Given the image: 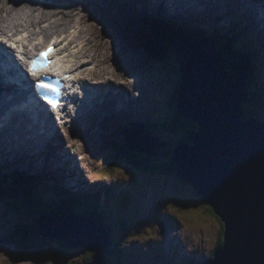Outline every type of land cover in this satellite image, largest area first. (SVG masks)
<instances>
[{
	"label": "rangeland",
	"instance_id": "1",
	"mask_svg": "<svg viewBox=\"0 0 264 264\" xmlns=\"http://www.w3.org/2000/svg\"><path fill=\"white\" fill-rule=\"evenodd\" d=\"M9 1L11 2L8 5L11 14L20 21L30 17V14L35 11L48 12L52 10L51 5L56 4L57 6L55 7L57 8L62 7L68 2V0H48V3L44 2L46 0H37V2L35 0ZM113 1L90 0L91 13L95 12L96 14L97 25L95 18L92 20L91 25L94 27L96 25V30L94 29L93 34L97 40L99 39V34H103L102 31L109 33L112 29L110 25L105 24L101 13L95 11L94 8H104L111 5ZM115 1L114 5L117 11L121 10L122 5H125L127 8L134 5L139 9L143 6L149 7L150 2V0ZM196 1L194 0V5L191 6L199 8V5L197 6V3H195ZM31 3H34L35 6L37 5L32 11L27 9L28 6L23 7ZM160 4L163 3L161 2ZM176 7H182L187 11H191L185 4L178 3ZM159 8H164V4ZM116 10L114 11L115 13ZM114 12L111 15L112 17H115ZM201 12L202 10L194 14L197 21L204 23V21L198 19ZM69 18L71 19L69 20ZM67 19V24L64 27L68 28V26L79 25L78 19L74 20L72 17H68ZM86 19H82L80 23L87 25ZM13 26L6 27L4 31ZM66 28H63V30ZM72 32H79L78 26H74ZM59 33L62 32L60 30L57 33L53 32L46 38L40 35L37 41H50L53 38L52 35ZM110 37L117 44H115L116 48L109 47L108 44L111 43V38H109L108 43L104 41L102 47L99 49L95 48L98 43L96 39L95 41L91 39L90 42L92 43L86 44L84 48H79L80 51L77 49L81 58L91 59L89 64L86 65L90 69L84 72L86 76L82 75L83 79L87 81L92 80L95 83L101 78H105L111 83H116L115 87L119 84L131 89L130 80L137 78L139 81L134 85L133 95L120 98V102H123L124 105H126L124 99H129L132 102L130 108L131 117L134 118L133 108H138L141 111L143 117L146 118L145 121H151L152 112H156V117L171 115L170 106L173 101L176 85H178L177 82L174 83L175 76H177L176 71L168 70L167 74H165L164 70H159L157 72L159 79L152 81V78L156 77L154 73L158 68L164 69L168 67L175 69L178 66L179 58L173 53V50L176 48L174 46L169 47L170 52L165 61L152 62L142 60L133 55L126 46V39L120 40V37L115 36L113 32H111ZM123 49L128 51L131 61L125 56ZM110 59H114V64H112L114 66L106 63ZM150 62L153 63V66H148ZM261 71L263 75L259 76L256 73V76L258 90L261 91L262 96L259 99L255 96V100L253 99L250 104L245 103L244 108H246L245 110L249 108L253 109L260 119H264V67ZM172 85L173 87H171ZM252 89H255V87L253 86ZM104 97H107L106 94H103L100 99L96 100L93 96L94 101L90 104H95V102L100 103ZM107 100L104 106L98 105L99 111L97 114L100 117L96 116L94 119H91L86 115L87 117L83 121V129L79 131V134L76 130L69 131V129L60 128L61 131H57L58 143L56 149L51 151V149L45 148L42 156H35V152L34 154L30 153L29 148L22 151L15 150L14 152L11 150L9 153L4 148H1L0 156L10 155L7 156L9 159L8 168H0V172L2 173V171H8L13 168L16 169V167H21L25 170L39 169L47 164L46 167L49 168H54V166H57V168L61 167L64 175L69 171L70 177L74 181L73 184L76 186L64 184L73 189L78 188L80 192L87 189H90L91 192H99L107 187V204L104 206L108 211V222L114 227L111 231L112 242L110 249L112 253H109V261L114 262V264H165L173 254L176 256L171 261L172 264H185L187 257L198 261L202 260L216 248L221 237V230L224 229L222 220L214 212L208 211L210 209L209 205L203 197L198 195L195 190H191L188 187L190 185L179 179L177 175L144 173L131 166L120 165L114 167V165L109 164L113 160L115 150L112 149L108 139L113 138L116 142L123 143L121 141V131L119 130L120 125L117 123L123 111L120 110L118 116H116V113L112 116V122L114 123L111 128H103L104 123L110 120L109 116L106 117L101 114L107 108L108 102H110ZM162 101H164V105H162ZM143 106H145L146 110L143 109ZM162 108H166V110ZM91 111L93 110H89V112ZM86 112L88 113V111ZM163 122H165V119ZM85 135L87 136L86 138H84ZM69 137H73L75 140L74 144L68 141ZM181 141L191 143L186 132H164L159 137L161 145H158L156 148L158 155L153 161L157 160L156 164H164L167 161L169 150L174 149V146ZM6 143L8 145V142ZM62 146H64V149L70 150L72 156L75 155L74 157L79 161L88 155V163L84 164L80 161V166L85 175V177L83 176L84 178L79 175L74 167L67 166L68 170H66L64 168L65 165L62 163L64 161L58 160L55 157V151ZM79 148H82L87 155L83 154ZM21 155H25L26 158L21 159ZM30 156L35 157V161ZM1 162L3 161L0 159ZM16 171L21 173L18 169ZM43 194L46 193L42 192L41 196ZM49 194L48 192L46 195ZM92 195L94 196L95 194ZM46 199L51 203L53 201L49 197ZM102 200L103 198L101 197V202ZM7 204H11L9 199L3 202L0 198V264H88L90 252H86L82 248L69 247L58 239H45L38 232L32 237L34 239V246L31 248V251L25 254H22L21 249L16 245L3 243L8 232L14 229L16 224L26 223L35 225L34 218L38 217L37 214L29 212L28 209L30 208L21 204V202H19V206L21 205L19 209L9 208ZM83 205L80 207L79 213L90 211L89 209H84L86 208V204ZM44 207H47L45 201ZM163 217L167 218L169 223L165 231L159 234L160 228L158 222ZM105 223L108 224L107 221ZM121 241H124L125 244H120ZM118 249L122 251L121 260H118L116 257Z\"/></svg>",
	"mask_w": 264,
	"mask_h": 264
},
{
	"label": "water",
	"instance_id": "2",
	"mask_svg": "<svg viewBox=\"0 0 264 264\" xmlns=\"http://www.w3.org/2000/svg\"><path fill=\"white\" fill-rule=\"evenodd\" d=\"M179 39L180 64L175 69L167 67L180 74L173 104L197 129L189 133L191 143H179L170 160L226 229L224 246L204 264H264V119H243L244 104L250 99L246 80L229 71L228 58L214 36ZM129 47L142 60L162 62L168 57H153V46L130 43ZM126 56L131 59L128 51ZM126 142L136 152L158 155L153 137L128 136ZM34 222L45 239L94 252L90 264H107L105 254L111 242L103 221L90 215L69 218L46 213ZM161 227L163 232L164 223Z\"/></svg>",
	"mask_w": 264,
	"mask_h": 264
},
{
	"label": "bare ground",
	"instance_id": "3",
	"mask_svg": "<svg viewBox=\"0 0 264 264\" xmlns=\"http://www.w3.org/2000/svg\"><path fill=\"white\" fill-rule=\"evenodd\" d=\"M35 2H37V0H35ZM44 2L48 3V0H46ZM161 2L163 4H165V2L167 3L166 9H174L176 7V4L183 3L187 7H189L194 13H198L202 10L201 15L198 18H199V20L204 21L203 28L205 29V31L207 33H209V27L218 25V23H217L218 21H221V22L227 21L233 15L232 11H234V10H242V11L246 12V14H248V15L251 14L252 16L255 17V20L258 22V24L264 27V0H209V2L203 3L202 8L192 7L190 0H150L149 7L150 8L151 7L156 8L154 6L160 7L163 5V4H160ZM89 3H90V0H68L67 4L63 5L62 7L56 8L55 6H57V5L53 4L50 6L52 8L51 11H48V12H44V11L36 12L35 11V12L30 14V17L24 18L23 20L20 21L18 18L13 16L10 12L8 5L11 4V2L9 0H0V34H5L8 37H13V36H15V34L17 32H26V34L30 38V40H35V39H38V37L40 35L44 36L46 38L49 36V34H51L53 32L57 33L59 30L63 33H66L67 37L71 38V40L68 43V46L73 48V50H75V52H72V54H71V56H72L71 61L73 62V64H72L73 66L71 67L72 71L74 72V75L77 78L84 80L82 75L86 76L84 74V72L86 70L90 69V67H86V65L89 64L91 59L81 58L79 51L81 48H84V46L86 44L87 45L91 44L92 43V42H90L91 39H92V41H95V39L97 40V38H94V34H93V31H94V29L96 30V25H97V20H96V16H95L96 14H95V12L91 13L92 10L90 9ZM36 6L34 3H31V4L23 6V7H27V9L32 11V9H34ZM150 8L143 9V11H141V13H136L135 22H137V24L140 23V17H142L144 14L147 15V14L152 13V10ZM94 10L101 12V8H98V7H95ZM157 11H159V10H157ZM68 17H72V18H74V20L78 19L79 25L68 26V28L64 27V25L67 24L66 19ZM84 18H87L86 19L87 25L80 23V21ZM94 18H95V23H96L95 27L93 25H91V22ZM70 19L71 18H69V20ZM131 22H133V21H131ZM10 25H14V26L12 28L8 29L7 31H4L5 28L9 27ZM74 26H78L79 32H77V33L72 32V28ZM63 28H66V29L63 30ZM160 28H162V27H160ZM235 28H236L237 34L242 39L244 37V32H245V28L243 26V23L239 20L235 21ZM102 32H103L102 35L99 34V39L97 40L98 43L96 44V47H95L96 49H99L100 47H102L104 41H106L108 43L109 38H111L110 37L111 32H109V33H106V31H102ZM260 34L264 36L263 33L259 32L257 30H256V32H250L249 33V38H250L252 47L251 48L249 47V53L248 54L253 55V56L258 55V46H259L258 43H259V40L262 39V36ZM204 35L206 37H213L214 36V39H215V35H213V34L211 35L209 33V34H204ZM183 37L190 38V34H188L187 36H183ZM179 38H181V37H179ZM61 42L62 41H60V43ZM25 44L28 45V42L25 41ZM39 44L40 43L37 42L35 44L34 48H38ZM115 44L116 43L111 38V43L108 44L109 47H111V48L115 47L116 48ZM178 46H179V43L177 42L176 51L179 54V47ZM260 46L263 47V43L261 41H260ZM77 49H79V51H77ZM217 50L222 52L220 49H217ZM223 53L227 56L225 51H223ZM64 55L65 54H62L60 56V58H62ZM3 57H4V55H3ZM4 58L7 59L8 55L5 56ZM227 58H228V56H227ZM254 59L256 60L257 58H254ZM258 60H259V57H258ZM227 61H228V59H227ZM106 63L108 65H112V64H114V59H110ZM11 65L14 67L15 61L14 62L11 61ZM226 65L228 66L227 62H226ZM112 66H114V65H112ZM263 67H264V65L260 62L258 69H257V74L259 76L263 75V72L261 71ZM3 78H4V76L2 75L1 70H0V84L3 81ZM137 81H139L137 78H133L132 80H130V85H132V88L128 89V87L126 88V87L119 85V84L116 85V87L114 85H110L111 82L105 78H101L99 81H97L95 83L92 80H88V81L86 80V82L88 83V87H89V93H91V92H94V93L91 96V98L89 96V99H91L90 102H87V98H85L86 102L84 104H81V107L79 109V111H80L79 114L81 116L79 117V119H77L75 121V123L68 125L69 131L76 130L79 134L80 133L79 131L81 129H83V125H82L83 119H84V117H86V114H85V113H87L86 111H88V113H89L88 107L90 106V103L94 101L93 96L97 100V99H100L103 94H106L107 97H104L103 101H101L99 103V105L104 106L106 104V100L108 99L110 102H108L107 107H109L112 110V107L117 105L118 101L120 103V100H119L120 98H125V97H129V96L133 95L132 92L134 89V85H136ZM13 91H15V90L13 89ZM114 93H115V97H114ZM125 93H127V94H125ZM35 96L36 95L34 94V97ZM11 99L12 98H6L5 92H2L0 89V123L3 124L5 122L7 125H9L11 123L14 126L13 128H10V129L0 128V149L4 148L7 151V153H9L11 150H12V152H14L15 150H17V151L21 150L22 151L25 149L28 150V148H29L31 153L34 154V152H35V154H34L35 156H42L44 151H45V148L47 147V141L51 143V140H52L50 138L52 133L50 134V131L48 128L50 126H47L46 123H44L42 126H40V128H41L40 135L41 136H39L38 142L36 140L28 138L29 133L27 130H25V127L23 126V124L17 125L15 118H12V120L9 123L10 116L6 115L5 111L8 110L10 104L12 103ZM40 103H41V101H40V94H39V96L36 98L35 105L36 106L40 105ZM124 103H126V102H124ZM87 105H88V107H87ZM115 113H116V110H114L113 115ZM82 114H84V115H82ZM2 115H6V116L1 117ZM142 116H143V114H142ZM44 121L47 122V119H44ZM33 127H34V129H36L39 126L34 125ZM139 131L137 129V132H139ZM51 132H54V129H52ZM146 134H148V133L146 132ZM86 137L87 136L85 135L84 138H86ZM82 140H84V139H82ZM68 141L72 142V143L75 142L73 137H69ZM6 142H8V145H10V146H8ZM79 149L83 154H86L82 148H79ZM52 150H55V148ZM55 152H56L55 157L58 160L64 161L62 163L65 165L64 168L66 170H68L67 166L74 167L78 171L79 175L82 178L85 177V175L82 171V167L80 166L81 165L80 161H82L84 164L88 163L89 157L87 154H86L87 155L86 158H81L79 161L74 157L75 155L72 156V152L70 150L64 149V146H62L61 148H59ZM64 157H67L68 159L64 158ZM56 162H58V161H56ZM54 168L57 169L63 175L64 183H67V185L72 184L73 186H75L73 184L71 177H70L69 171L67 172V174L65 173V175H64V173H62L61 167L57 168V166L56 167L54 166ZM68 176H69V178H67ZM22 180H23V178H22ZM52 182L54 183V179L52 180ZM56 188L58 190L61 189V186L59 183L56 185ZM49 189H48V192L50 194L46 195V197H49L51 200H53V197H54L55 200H57V197L54 195L53 192H50ZM71 189H73V188H71ZM82 192L87 194L86 191H82ZM63 195L61 192V198L66 199L67 195H66L65 191H64ZM44 208L48 209V207H44ZM79 215H80V213H79ZM63 217H65V216H63ZM107 223L109 224L108 221H107ZM108 224H107V226L109 228V231L111 232L113 229ZM107 253H108V251L105 254V261L107 264H112V262L109 261V257L107 258ZM109 253L111 254L112 252L110 251Z\"/></svg>",
	"mask_w": 264,
	"mask_h": 264
},
{
	"label": "trees",
	"instance_id": "4",
	"mask_svg": "<svg viewBox=\"0 0 264 264\" xmlns=\"http://www.w3.org/2000/svg\"><path fill=\"white\" fill-rule=\"evenodd\" d=\"M132 21L133 22L129 21L128 24L123 27L126 33L133 32V34L130 36L132 38V45L135 44L136 46H143L146 48H150L152 46L155 47L156 50L153 52V57H155L156 59H162L163 57H165L168 54V46L177 44L179 37L191 34L193 29L198 30L199 28H202V26H196L195 23L197 22L192 21L191 19L190 21L179 19L173 22L169 19H164L160 15L152 13L147 15L144 14L142 17H140L139 24L135 22V19ZM209 33L211 35H215L217 44L228 55L227 64L228 69L232 73V75L238 76L244 74L249 85H253L256 88L251 90L250 92V101L252 102L255 96L257 97V99H259L262 96V93L258 90V80L254 76L255 72L257 73L258 65L256 63V60L254 59L255 56L248 54L249 47L251 48L252 44L248 41L242 40L234 30L233 25H231L228 30L221 25L211 26L209 27ZM152 35L160 36V38H154L152 37ZM174 107H176V104H173V108ZM154 116L156 117V115ZM251 116H256V112L253 109L249 108L246 111L245 117L247 118ZM164 119L165 122H163ZM125 126L126 127H124V125L119 126L121 129L119 130L123 135L126 136L132 133L146 134L147 132L148 134H150V132H152L161 137L164 132L174 133L178 131L188 132L190 130H193L194 123L180 117L175 112L173 115H169L166 117H151V121H149L148 123L138 121L137 123H130L129 125ZM136 128L138 129V131H140L137 132ZM111 143H114L116 145V142L112 141ZM117 144L119 145V147L115 146V154L113 156V160L109 163L110 165H114L115 167L118 163H124L147 173H160L162 175L177 173L179 179L183 178L182 181L187 183L181 169L174 162H172L169 157L167 158V161L164 162V164H156L155 162L157 160L153 161V159H148L145 154L131 150L127 145H125V143ZM41 178L42 177L39 174L31 176L27 173L19 172L13 173V175L11 173L0 174V194L8 193L12 195L16 200V202L12 205H18L16 208L14 207L15 209L21 208V205L19 206V202H21V204H24L25 206L30 208L28 209L29 212L37 215H41V213L45 212H51L56 215L72 218L78 215L79 210L81 209L80 207L84 206L83 204H86V208L84 209H89L90 211L82 212L80 213V216L81 214H91L102 220L109 216L108 211L105 209L107 202L105 204L103 200L102 203H99L100 199H94L98 194H95L96 196L94 197H92L91 193H87L83 196L81 194H73V197L67 196V198L64 199L61 198V192L62 195L64 194V190H62L61 188L59 189L61 192H54L57 200H55V198L53 197L52 203L46 199L47 193L43 194L42 196H38L39 191L36 185L41 182ZM31 194H33L35 197L33 198ZM66 195L68 194L66 193ZM105 197L107 198V194ZM14 198L12 199V202ZM44 201L48 209L44 208ZM192 207H194V205H192ZM209 208L210 209L208 211L214 212L211 206H209ZM108 225L112 229L114 228L111 224ZM126 228L128 229L127 226ZM37 232L38 230L35 225L19 223L16 224L14 229H12L6 235L3 243H6L7 245H16L21 249V253L25 254L31 251V248L34 246V239L32 237H34ZM122 242L124 241H121L120 244H123ZM219 244L222 243L220 242ZM109 255L110 254L107 253V258L109 257ZM116 257L118 260H121L122 251L120 249H118Z\"/></svg>",
	"mask_w": 264,
	"mask_h": 264
},
{
	"label": "clouds",
	"instance_id": "5",
	"mask_svg": "<svg viewBox=\"0 0 264 264\" xmlns=\"http://www.w3.org/2000/svg\"><path fill=\"white\" fill-rule=\"evenodd\" d=\"M130 1V0H129ZM116 3V1L114 0L113 2H112V5L113 6H115L114 4ZM123 10H126V13H127V15L128 16H130V17H132V15H134L133 14V12H132V10L134 11V12H136V13H141V11H143V9L144 8H138L137 6H134V5H132L130 8H127L125 5H122V7H121ZM147 8H149V7H147ZM152 14H156V15H160L161 16V13H160V11H154V10H152ZM136 15H134V17H135ZM162 17H164V16H162ZM165 19H169L170 21H172V18L171 17H164ZM130 19V21H132V19L131 18H129ZM122 31H124V29H123V27H119ZM53 37L55 36V34L54 35H52ZM120 40H122V38L120 37ZM39 42V41H38ZM41 42H43V43H45V42H48V41H41ZM130 43L132 44V42H130V41H128V40H126V46H127V48L128 49H130V47H129V45H130ZM169 47L170 46H168V54H169V52H170V50H169ZM125 52L127 51V50H125V49H123ZM174 53V52H173ZM168 54H167V56H168ZM175 54V53H174ZM125 56H126V53H125ZM127 57V56H126ZM0 60H1V62H2V56L0 55ZM128 58V57H127ZM63 59H65V58H63ZM62 59V60H63ZM130 59V58H129ZM130 61H131V59H130ZM180 61H181V59L179 58V63H178V66H179V64H180ZM7 65H8V62H7ZM6 65V70H5V76H10L11 78H13V76L15 75V73H14V71L13 70H11V69H9L8 68V66ZM61 66L60 67H62L61 68V70H68V71H70L69 69H66V68H64V66H63V64L61 63L60 64ZM148 66H153V64H148ZM166 69H167V71L168 70H170V69H168L167 67L166 68H164V69H162V68H158L157 70H156V72L154 73V74H156V77L159 79V77L157 76V72L159 71V70H164V72H165V74H167V72H166ZM71 75H72V72H71ZM74 75V74H73ZM176 75L177 76H175V80H174V83L175 82H177V84L179 83V80H180V74H179V72H176ZM76 77V76H75ZM77 78V77H76ZM4 80V79H3ZM5 81V80H4ZM3 82V81H2ZM19 82V81H18ZM20 83V82H19ZM116 84V83H115ZM174 85V84H173ZM173 85L171 86V87H173ZM177 87H178V85H176ZM176 87V88H177ZM0 89H1V91L2 92H5V94H6V98H7V92L9 91V93H12L11 92V90H10V88L9 87H7L6 85H1L0 84ZM16 91H17V93H18V95H19V101H20V103H21V106L22 107H25V105H26V102H27V100H31L32 101V103L34 104V102H33V99H32V97H31V95H32V93L30 92V91H28L25 87H22V85H20V91L19 90H17V89H15ZM176 90V89H175ZM253 90V89H252ZM251 92V89H249V93ZM175 93V92H174ZM22 96V97H21ZM250 98H251V93H250ZM12 101H13V99H11ZM120 100V99H119ZM124 102H126V105H124L123 104V102L121 103H119V104H117V105H115L114 107H112V110H117L118 112L120 111V110H122L123 108H128L129 109V111H130V108H131V106H132V102H130V100H128L127 99V101H125L124 100ZM250 99H249V101L247 102L248 104H250ZM35 105V104H34ZM162 105H164V101H162ZM172 107H171V115H173L175 112L178 114V112H177V110H176V107H174L173 108V102H172ZM246 105V104H245ZM143 108H144V106H143ZM163 110L165 109L166 110V108H162ZM246 109V108H245ZM247 111V110H246ZM114 112V111H113ZM140 110L138 109V108H133V114H134V118H132V117H130L129 119H126V120H124L123 122H120V124L119 125H124V127H126L125 125H129L130 123H137L138 121H140L141 119L143 120V123L144 122H146V123H148L149 121H145V117H143V116H139V115H141L140 114ZM139 114V115H138ZM179 115V114H178ZM136 116H138L137 118H136ZM168 116V115H167ZM180 116V115H179ZM143 117V118H142ZM151 117L152 118H157V117H155L153 114H151ZM166 117V116H165ZM181 117V116H180ZM183 118V117H182ZM185 119V118H184ZM188 120V119H187ZM189 121H191V120H189ZM193 122V121H192ZM117 123H118V121H117ZM194 123V126H193V130H195V129H197V124L195 123V122H193ZM196 125V126H195ZM57 126V128H59L60 126L62 127V125L60 124H57L56 125ZM103 127H105V126H103ZM56 128V129H57ZM121 130V129H120ZM193 130H190V131H188V132H186V134H188V139H189V133L191 132V131H193ZM57 131H59V129H57ZM138 135H141V136H146V137H153V139H155L156 140V143L158 144V145H161V143L159 142V139L158 138H156L155 136H152V135H150V134H145V133H137V134H134V133H132V134H130V135H123L122 133H121V141H123V143H125V145H127V142H126V138L128 137V136H138ZM124 136V137H123ZM104 140H105V138H104ZM116 142L115 141V139H113V138H109L108 139V142H109V144H111V147H112V149L114 150L115 149V146H117V147H119V145L117 144V143H122V142H116V145L114 144V143H111V142ZM190 141V140H189ZM182 142V141H181ZM180 142V143H181ZM178 145V144H177ZM176 145V146H177ZM128 146V145H127ZM176 146H174V149L176 148ZM129 147V146H128ZM48 149H53L52 147H50V148H48ZM174 149H171L170 151H169V158H171L170 157V155H171V151H173ZM132 150V149H131ZM134 151V150H133ZM157 152H158V150H156ZM136 152V151H135ZM31 153V152H30ZM141 153V152H140ZM51 154V153H50ZM114 154H115V151H114ZM144 154V153H143ZM146 155V154H145ZM114 156V155H113ZM147 156V155H146ZM148 157V159H154L155 157H149V156H147ZM25 159L26 157H25V155H22L21 156V159ZM30 158L33 160V161H35V157H32V156H30ZM48 160V159H47ZM10 165V164H9ZM47 165V164H46ZM46 165L44 166V167H41V168H39V169H28V170H25V169H23V168H19L18 169V171H20V172H22V173H27V174H29V175H41V182H39L37 185H36V187H37V189H38V191H39V193H38V196H41V193L42 192H45V193H47L48 194V189L49 190H51L50 192H57V191H59L57 188H56V185L59 183H61L59 180H54V183L53 182H51L50 180H49V178L51 177V174H49L50 173V169L51 168H49V167H46ZM120 165H126V166H131V165H127V164H124V163H118L117 164V166H120ZM108 166H109V164H108ZM116 167V166H115ZM131 167H133V166H131ZM6 168H8V165H7V167ZM133 168H135V167H133ZM17 169V168H16ZM15 168H13V169H11V170H8V171H5L6 173H11V174H13V173H16V170ZM135 169H137V168H135ZM137 170H139V171H141L140 169H137ZM142 172H144V171H142ZM144 173H147V172H144ZM157 174H160V173H157ZM168 175H177V173H172V174H168ZM178 176V175H177ZM186 178V177H185ZM61 181H63V183H64V177H63V175H62V180ZM188 181V180H187ZM189 182V181H188ZM73 183H74V181H73ZM191 184V183H190ZM60 186H61V188H62V190H64L68 195V197H73V194H81L82 196L83 195H85V193H83V192H80V191H76L75 189L73 190V189H71L69 186L67 187V185L66 184H64V185H62V183L60 184ZM191 190H193V189H191ZM195 190V189H194ZM86 193H91V194H98L97 195V197L96 198H94V199H100V202L99 203H102L101 202V197L103 198V200H104V202H105V204H106V202H107V198L105 197L106 196V194H107V191H106V187L105 188H103V190L102 191H99V192H94V191H92L91 192V190L90 189H87L86 190ZM32 195V197L34 198L35 196L33 195V194H31ZM94 196H96V195H94ZM93 195H92V197H94ZM1 200L4 202V201H6V199H9L10 200V203L11 204H7L8 206H9V208H12V209H15L17 206L16 205H12L13 203H15L16 201H14L15 200V198L12 196V195H10V194H8V193H6L4 196L3 195H1ZM14 198V200H13V202H12V199ZM32 198V199H33ZM48 200V199H47ZM102 200V201H103ZM209 205V204H208ZM210 206V205H209ZM15 207V208H14ZM46 213H51V212H45L44 214H46ZM84 215H86V214H81V216H84ZM87 215H90V216H93V215H91V214H87ZM40 215H38V217H39ZM61 216V215H60ZM76 216H80L79 214L78 215H76ZM94 218H97V217H95V216H93ZM97 219H99V218H97ZM105 219H109V216L107 217V218H105ZM99 220H101L102 221V219H99ZM108 221V220H107ZM223 222V221H222ZM223 224H224V222H223ZM106 225V227L108 228V226H107V224H105ZM158 226H159V228L161 227V224H158ZM167 228V224H164V231H165V229ZM108 230H109V228H108ZM163 231V232H164ZM225 231H226V229H225V226H224V229H222L221 230V237H220V239H219V241H218V243H217V245H216V248L215 249H213V251H211L206 257H204L202 260H194L193 258H186V259H188L189 261H192L193 263H195V264H204V263H206L208 260H210V259H212V258H214V255H215V252L218 250V248L219 247H223L224 246V242H225ZM110 232V231H109ZM161 230H159V234H162L163 233ZM9 233V232H8ZM184 240H185V238H184ZM110 242H112L111 241V232H110ZM222 243V244H219V243ZM110 247H111V245H110ZM76 248V247H75ZM174 250H176V249H174ZM87 252V251H86ZM91 253V252H90ZM94 252L93 253H91V255H92V258H93V256H94Z\"/></svg>",
	"mask_w": 264,
	"mask_h": 264
},
{
	"label": "snow or ice",
	"instance_id": "6",
	"mask_svg": "<svg viewBox=\"0 0 264 264\" xmlns=\"http://www.w3.org/2000/svg\"><path fill=\"white\" fill-rule=\"evenodd\" d=\"M53 43H55V41H53ZM13 47H15V45H13ZM52 51H54V49L52 45L49 44L47 49H45L39 54V59L31 62L30 71L32 72L33 76L38 75L36 71L37 68L46 67L50 63V61L47 60V57ZM37 84H38V87L40 88L51 89L52 91H56V89L53 88L52 85L45 83V81L42 79L38 80Z\"/></svg>",
	"mask_w": 264,
	"mask_h": 264
}]
</instances>
